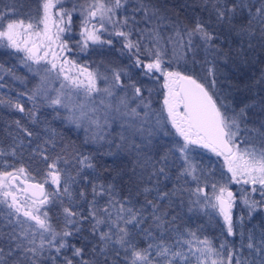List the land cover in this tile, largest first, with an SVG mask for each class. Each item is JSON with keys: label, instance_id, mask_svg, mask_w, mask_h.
<instances>
[{"label": "snow or ice", "instance_id": "1", "mask_svg": "<svg viewBox=\"0 0 264 264\" xmlns=\"http://www.w3.org/2000/svg\"><path fill=\"white\" fill-rule=\"evenodd\" d=\"M258 2L190 0L184 7L192 15L183 22L151 0H38L34 11L26 0H11L0 10V48L21 54V65L38 77L17 93L31 108L4 96L0 105L34 124L41 108H51L83 129L85 143L110 146L100 155L131 160L124 195L101 181L91 154L59 145L54 130L45 127L51 135L41 139L14 121L13 143L7 151L0 145V157L14 161L0 168V264H264V96L237 108L220 87L229 35L240 40L241 60L245 39L248 48L253 40L264 48ZM77 15L82 51L98 45L100 55L114 50L127 63L110 62L101 72L69 59ZM117 120L120 131L111 137L106 129ZM196 149L221 158L229 175L217 178L215 162ZM162 181L172 188L164 191ZM230 184L242 186L239 195ZM174 197L209 225L222 220L218 247L203 234L206 225L181 228L179 212L169 219ZM238 201L246 215L234 214Z\"/></svg>", "mask_w": 264, "mask_h": 264}, {"label": "trees", "instance_id": "2", "mask_svg": "<svg viewBox=\"0 0 264 264\" xmlns=\"http://www.w3.org/2000/svg\"><path fill=\"white\" fill-rule=\"evenodd\" d=\"M151 2L160 6L162 14L168 15L173 21L183 22L186 17L192 15L191 10L184 7L186 4L190 3V0H151ZM249 2L254 3L257 7L259 6L258 0H249ZM10 3L11 0H0V10H4V6ZM26 5H30L31 9L34 11L38 5V0H26ZM77 18L78 15L74 17V27H76L75 22ZM75 29L76 28H74V30ZM76 34H78V32H73L70 41L76 37ZM225 35L228 34L225 33ZM223 40L224 37L222 36L221 41ZM70 41L69 47L72 46V42L70 43ZM253 44L255 47L248 48V43L245 39L243 43L245 56L243 60H241L238 58V53L241 48L239 38L235 35H229L228 42L224 43V47L226 49L231 47L232 51L230 62L226 68L227 80L224 81V78L222 77L221 79L224 82L220 84V87L225 90L228 100L237 108L243 107L245 104L252 102L254 99H258L260 96H264V83H258L261 73L264 72V48H262L256 40H253ZM90 47H99L100 49V46L98 45H90ZM116 47H119V45H116ZM114 52L115 51L113 50L112 53L116 54V52ZM102 60H104V63L106 62L104 57H101L100 61ZM233 60L235 61L234 63ZM120 62L126 64L127 57H121ZM114 63L119 62L115 60ZM0 66H8L9 68H12L11 64H8L7 57L3 52H0ZM17 72H19V70H17ZM0 96H4L6 99L10 98L1 91ZM23 104L26 109L31 108L27 103ZM154 105L157 108L160 106L155 100ZM37 117L39 123L34 124L30 122L24 114L7 106L0 105V145L4 147L5 151H7L8 146L13 143L12 137L9 133L18 132L14 121L20 120L23 125L37 133L41 139L51 135V132L44 131L45 127H47L55 131L56 141L59 145H71L84 154H91L94 158V162L97 164V173L100 175L101 181L104 183H113L116 185L117 192H122L124 195L127 194L130 185H128L126 181L128 180V176L131 175V160L126 154L118 153L116 155H100V152L107 151L110 146L104 144L103 147H100L91 142L85 143V137L81 133L77 132L72 126H69L63 120L56 118L51 110L46 107L40 109L37 113ZM35 143L36 141H33L29 148L34 147ZM25 144L26 146L28 144L27 138H25ZM111 147L114 149V146ZM17 151L19 152L20 150L18 149ZM56 151H59V148H57ZM27 155L28 153L25 152L24 157L22 158L25 163H27ZM5 160L9 163L14 162L11 157H0V168L3 167V161ZM15 162L19 163L20 161ZM34 170L35 168L33 167V171ZM137 171H139V169H137ZM89 175H92V173L89 172ZM164 185H166V187H164ZM161 186L164 191H169L172 188V181H162ZM231 189L233 190L234 188L231 187ZM151 196L154 197L155 193H152ZM138 199L142 201L143 196H139ZM173 200L174 207L166 209L170 213L169 219L171 218V215H175L179 212L183 217L181 227L189 226L191 223H194L196 226L206 225L204 229L210 230L212 225L208 224V218L206 216L198 212L189 213L186 201L185 206L181 208L180 200L176 197H174ZM161 204H167V200L162 201ZM260 219L261 217H257L255 222L258 223ZM83 235H88L87 225H85ZM72 242L76 244V246H81L80 240L74 239ZM4 243H6V241ZM67 254L71 256V251L68 250Z\"/></svg>", "mask_w": 264, "mask_h": 264}, {"label": "rangeland", "instance_id": "3", "mask_svg": "<svg viewBox=\"0 0 264 264\" xmlns=\"http://www.w3.org/2000/svg\"><path fill=\"white\" fill-rule=\"evenodd\" d=\"M75 26L73 25L74 28H76L73 32H78L76 34V37L73 38L70 43L73 51L65 53L66 56L69 57V59L75 60L78 64L80 65H87L90 70H99L101 72L104 71L105 65L108 63H114L115 60L120 62L121 57H119V54H113L107 53L106 48H105V55H100L101 49L99 47H89L87 50L82 51L78 47V42L80 41V36H79V31H80V20L79 16L76 19ZM73 35V33L71 34ZM74 46V48H73ZM0 52H3L5 56L7 57V62L8 64H11L12 68H9L8 66H0V76L3 78L0 79V84L4 85V87L0 88V91L3 94H6L7 97H10L12 100H20L21 103H27L31 107V103L27 100V95L24 96H18V92H24L27 93L37 82H38V77L34 76L32 73H30L27 68L23 67L20 63V60L18 57L21 54H17L13 52L10 49L7 48H0ZM115 53V52H114ZM104 57L106 59V62L104 63V60L100 61L101 57ZM35 67V66H34ZM9 70L11 72L15 73V77H19V79H16L13 77V75L9 74ZM19 70V72H17ZM52 87L54 88H59L60 87V80H56L54 78V83L52 84ZM55 95V93H53ZM51 110L52 114L56 117V113L53 111V109L48 108ZM63 120L66 124L69 126H72L77 132L81 133L85 137V132L83 129H78L75 127V125L68 123L66 120L62 118H58ZM107 132L111 134V137H116V134L120 131L119 128V121L117 120L116 122L112 123L111 127L106 129ZM114 146V145H113ZM197 152L203 153L205 157L208 158V160H211L215 162V170L217 171V178H219V172H223L224 175H229L226 170L223 168V160L219 157H216L212 155L211 153L206 152L203 149H196ZM210 167L212 165H209ZM229 187H233L234 191L239 195L238 189L242 187L241 185H235V184H230ZM211 191V189H208ZM234 214L236 216H240L241 214L246 215V209L242 204H239L238 201V206L234 208ZM218 223L215 225H212L210 230L204 229L203 234L209 236V238L214 239L217 247L219 246V239H216L220 236V232L222 229L223 222L222 220L217 217ZM252 223H256L255 220L252 221ZM185 227V226H184ZM189 227L193 230L198 229L199 226H196L194 223H191ZM183 228V227H181ZM208 230V231H205ZM231 239V238H229ZM237 244L239 243V238L237 237Z\"/></svg>", "mask_w": 264, "mask_h": 264}]
</instances>
